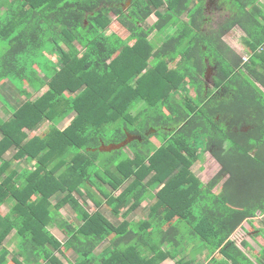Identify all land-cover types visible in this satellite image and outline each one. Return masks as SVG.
Masks as SVG:
<instances>
[{
	"label": "trees",
	"instance_id": "16d2710c",
	"mask_svg": "<svg viewBox=\"0 0 264 264\" xmlns=\"http://www.w3.org/2000/svg\"><path fill=\"white\" fill-rule=\"evenodd\" d=\"M213 1L228 12L215 26L209 0L0 1V81L26 96L0 121V264L13 230L14 264H194L180 255L187 240L246 260L229 237L264 213V0ZM236 26L247 60L224 40ZM128 134L141 139L100 163L101 146ZM206 151L221 165L208 182L194 170ZM146 198L141 221L101 210Z\"/></svg>",
	"mask_w": 264,
	"mask_h": 264
},
{
	"label": "crops",
	"instance_id": "0c3cea01",
	"mask_svg": "<svg viewBox=\"0 0 264 264\" xmlns=\"http://www.w3.org/2000/svg\"><path fill=\"white\" fill-rule=\"evenodd\" d=\"M207 78L209 79L210 77L207 76ZM0 92H1V95H4L6 99L9 100L10 103H12V105L16 106L18 104L19 102L18 97L21 94H19L15 85H13L12 83H10L7 80H1L0 81ZM15 108L16 107H14V110ZM12 111L13 110H11L10 107H7V106L5 107L0 99V121L2 119L8 118L11 115ZM148 204L147 203L144 204L142 202L140 206H138L136 209L131 210L133 214L137 213L134 217L132 216L135 219H133L132 217H128L127 219L132 222H136L137 220L141 221L142 219H146L147 217L146 207H148ZM9 208H10V205L8 203H5L1 205L0 207L2 213H6L9 210ZM68 212L69 211H67L68 218L73 221L75 219V215L73 213L68 214ZM128 213L129 212L127 211L126 214ZM120 214L126 215V214H123V212H121ZM114 219L118 220L116 218ZM50 226L52 227L53 225H50ZM58 229L60 230V228ZM61 233L63 234L62 231ZM16 238H17V235L15 233V230H13L3 241L4 247L7 248L11 252L8 258L9 264H14L12 260L10 259V257H12V255L17 252L18 243H17ZM229 239L234 241L236 246L247 256L246 260H244V258L241 257L242 262L239 261V262L234 263L231 260L227 259L225 256L221 255L219 253L220 249H218L213 254H210L207 248H203L200 250L194 249L195 252L191 250L193 251L192 254L186 253L185 250L182 249V252L180 255H183V257H185V259H187L188 261H194V264H264V213L256 214V215L250 216L246 218L245 220H243L241 224L230 235ZM63 240H65V235L63 237ZM185 244H184V247H185ZM1 251L2 249L0 248V252ZM69 253L67 252V254H69L70 256H73L71 251ZM214 258H216L218 261H215ZM64 261H65V264H69L65 259ZM173 262L174 260L172 258H167L163 260L162 262H160L159 264H172Z\"/></svg>",
	"mask_w": 264,
	"mask_h": 264
},
{
	"label": "rangeland",
	"instance_id": "374dc122",
	"mask_svg": "<svg viewBox=\"0 0 264 264\" xmlns=\"http://www.w3.org/2000/svg\"><path fill=\"white\" fill-rule=\"evenodd\" d=\"M2 5L5 7L7 6V4L9 3L10 0H0ZM131 3V0H127V2L125 3V7L129 6ZM213 5H214V1L213 0H209L208 2V8H207V12H209V14L212 16V25H216L218 23V21L222 20L223 19V16L226 15L228 12L226 10H222V11H217L215 13H212V8H213ZM113 22L111 23V26H110V30L111 31H115L116 33L120 34L121 36L123 37H127L128 36V31H125L124 28L120 25V23L116 20V17L115 15H113ZM156 20V16L152 15L150 18H149V21L153 22ZM109 30V32H111ZM244 34L245 32L238 26L234 27L233 29L229 30L228 32H226V34L224 35V40L230 45L232 46L238 53L246 56L245 54V51L247 50V46L245 45L244 43V40H243V37H244ZM155 35V32H153L150 37H153ZM156 37V35L154 36V38ZM7 45H8V42L6 40L2 41L0 40V54H2L6 48H7ZM176 65V64H174ZM213 67H210L209 70H208V76L210 77L209 78V81H211V77L213 75ZM47 86H43V87H40L39 90H34L32 91V97L33 99H35L37 96L43 94L46 90H47ZM0 99H1V102L3 103V105L6 107V104L8 105L9 104V107L11 110H14V105H12V103H10L9 100L6 99V97L4 95H1V92H0ZM26 99V96L24 94H21L19 95L18 97V100L19 101H23ZM60 127H62L60 125ZM47 129H41L39 132V135L40 136H43L45 135ZM155 130L154 129H150V131H147V133H154ZM35 133H31V135H33ZM128 138L130 139H134V137H132L131 135L128 136ZM164 140V134H160L159 136H155L153 142L155 144H158L160 142H162ZM127 151H126V150ZM103 150L104 151H101L100 153V163L104 162L105 160H107L108 158L110 157H115V156H118L119 155V152L118 150L119 149H113V150H109L106 146H103ZM106 150V151H105ZM13 151H10L7 156H10L12 154ZM127 152H130L128 150L127 147L123 148V152H121L122 154L126 155ZM29 164H26V166H28ZM64 169V167L62 168V170ZM100 170V171H98ZM194 170L198 173V175L201 177V179L205 182H208L209 180H211L216 174H218L221 170V165L218 161H216V159L211 155V153L209 151H206L204 153V159L203 161H197L194 165ZM103 171H104V167H102V165L100 166L99 165V168L96 169V172H100V175L102 174L103 175ZM227 178V174L223 175V178L219 184V187L220 185L222 184L223 180ZM98 179V178H97ZM104 186V185H103ZM104 189V188H103ZM105 190V189H104ZM217 190V189H216ZM106 191V190H105ZM76 196L78 197V194H76ZM82 203L85 202V200L83 198H80ZM105 200V199H104ZM150 199L149 198H146L145 200H143V203H150ZM87 202L90 204H88V209H90L91 211H93L94 209V203H92V201H89L87 200ZM86 202V204H87ZM4 210V209H3ZM101 210H103L105 213H107L110 217H112V219L116 218L118 220H122L124 218H128V217H134L136 214L132 213L131 211H129L128 214L126 215H122V214H115L111 211V209L109 208V206H102L101 207ZM62 211L65 212V211H70V207H63L62 208ZM132 217V218H133ZM135 219V218H133ZM49 229L51 231H53L55 233V235L59 238H61V240H63V237L64 235L61 233V231L57 228V227H54V226H50ZM189 242V243H188ZM186 243V244H185ZM184 244H185V247L183 248V250H185L186 253H189V254H192V252L194 251V249H203V243L201 242H198V244H195L191 241H186ZM193 246V247H192ZM193 250V251H191ZM195 252V251H194Z\"/></svg>",
	"mask_w": 264,
	"mask_h": 264
},
{
	"label": "water",
	"instance_id": "95a60500",
	"mask_svg": "<svg viewBox=\"0 0 264 264\" xmlns=\"http://www.w3.org/2000/svg\"><path fill=\"white\" fill-rule=\"evenodd\" d=\"M207 76H208V74H207ZM129 135H131L132 137H134V139H136V138L141 139L140 136L132 135V134H128V136H129ZM128 136H127V138H126L124 141H122V142H120V143H118V144H110V145H104V146H106L109 150H113V149L120 148V147H122V146H124V145H127V143H128L129 141L133 140V139H131V138L129 139ZM101 150H103V145L101 146Z\"/></svg>",
	"mask_w": 264,
	"mask_h": 264
},
{
	"label": "built area",
	"instance_id": "2783aa9c",
	"mask_svg": "<svg viewBox=\"0 0 264 264\" xmlns=\"http://www.w3.org/2000/svg\"><path fill=\"white\" fill-rule=\"evenodd\" d=\"M243 58H244V60H247L248 59V55L244 56Z\"/></svg>",
	"mask_w": 264,
	"mask_h": 264
},
{
	"label": "clouds",
	"instance_id": "9594fccd",
	"mask_svg": "<svg viewBox=\"0 0 264 264\" xmlns=\"http://www.w3.org/2000/svg\"><path fill=\"white\" fill-rule=\"evenodd\" d=\"M206 74H208V72Z\"/></svg>",
	"mask_w": 264,
	"mask_h": 264
}]
</instances>
